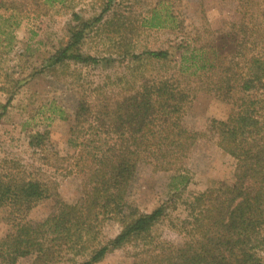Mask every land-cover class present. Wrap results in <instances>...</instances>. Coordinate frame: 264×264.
I'll return each mask as SVG.
<instances>
[{
    "label": "trees",
    "instance_id": "16d2710c",
    "mask_svg": "<svg viewBox=\"0 0 264 264\" xmlns=\"http://www.w3.org/2000/svg\"><path fill=\"white\" fill-rule=\"evenodd\" d=\"M39 1L50 7L64 2ZM112 2L106 0L97 17L79 21L69 31L68 42L48 61V67L67 61L110 65L112 59L85 57L76 48L102 21ZM253 4V11L241 14L250 12L249 16L258 15L263 22L264 0ZM6 6L11 13L16 10L12 4ZM151 14L147 26H159L163 21L157 11ZM240 32L244 42L264 44V22L261 29L241 22ZM242 37L220 33L203 47H178L175 59L168 50L134 56V61L173 62L178 74L144 84L113 106L100 107L96 124L106 128L105 135L113 143L105 141L97 155L88 154L92 165L82 172L83 195L76 203L61 202L46 183L30 179L13 162L1 161L0 209L8 210L11 231L0 240V264H15L27 256L34 257L33 264H55L68 255L73 256L72 263L75 257L85 256L79 264H97L126 245L146 243L173 200L149 213L129 202L140 164L162 171L179 168L202 140L216 144L235 160L234 182L207 189L186 203L191 239L163 247L134 264H264V49L247 56L239 72L233 71L231 63L243 47ZM192 77H205L213 94L230 105L226 119L207 120L202 130L187 127L184 118L194 96L189 86ZM90 106L84 102L75 107L76 124L87 122ZM43 138L38 133L29 145L41 148ZM51 197L55 208L47 217L37 222L27 219L38 203ZM108 221L116 223L119 231L102 241V227Z\"/></svg>",
    "mask_w": 264,
    "mask_h": 264
},
{
    "label": "rangeland",
    "instance_id": "374dc122",
    "mask_svg": "<svg viewBox=\"0 0 264 264\" xmlns=\"http://www.w3.org/2000/svg\"><path fill=\"white\" fill-rule=\"evenodd\" d=\"M256 2L113 0L102 21L76 48L85 57L112 59L110 65L67 61L48 67V61L68 42L69 31L79 21L97 17L106 0H64L51 7L39 0H0V162L17 164L30 179L46 183L61 202L76 203L83 195L82 172L92 165L88 154L97 155L105 141L113 143L105 135L106 128L96 124L100 107L105 103L113 106L140 91L142 85L175 77L179 71L173 62L160 65L132 58L147 51L168 50L175 59L178 47H203L224 32L241 38V22L261 29L264 21L258 15L241 14L253 11ZM9 4L16 9L12 13L4 7ZM153 10L163 21L157 27L147 26ZM242 46L231 63L236 72L247 56L264 49L263 43L249 44L243 37ZM204 78L189 79L194 96L184 122L196 130H202L207 120L226 119L230 111V105L213 94ZM84 102L91 105V115L87 122L76 124L73 111ZM38 133L44 138L41 148L36 149L29 141ZM234 173L235 160L205 140L192 148L179 168L162 171L146 162L140 164L129 202L142 213L169 199L173 203L151 229L146 243L126 245L97 264H134L163 247L188 241L186 203L207 189L232 185ZM54 208L51 197L38 203L27 219L40 221ZM7 215L8 210L0 209V240L11 231ZM118 231L116 223L106 222L101 240L113 238ZM72 257L68 255L55 264H79L85 256L75 257V263L70 262ZM33 261V256H27L15 264Z\"/></svg>",
    "mask_w": 264,
    "mask_h": 264
}]
</instances>
